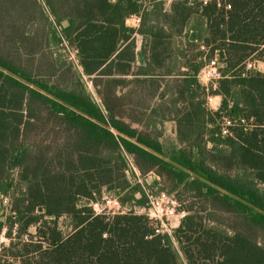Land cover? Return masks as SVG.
I'll return each mask as SVG.
<instances>
[{"label":"trees","instance_id":"trees-1","mask_svg":"<svg viewBox=\"0 0 264 264\" xmlns=\"http://www.w3.org/2000/svg\"><path fill=\"white\" fill-rule=\"evenodd\" d=\"M164 1L0 0V195L10 200L0 235L16 229L19 244L2 251L17 247L21 264H181L169 236L156 235L144 215L130 209L106 221L77 205L104 193L146 205L142 186L127 181L128 159L143 179L159 178L152 186L166 179L178 196L217 202L244 224L248 235L200 226L198 212L184 207L173 235L186 264H264V241L251 235L264 237V75L246 69L264 62V0H174L169 11ZM133 15L137 30L125 24ZM62 42L76 46L101 106L82 88L40 80L15 57ZM215 57L212 91L198 75ZM145 88L175 97L164 115L172 113L180 148L168 158L152 105L129 121L115 107ZM210 94L221 98L218 112L206 107ZM222 114L236 121L225 138L208 126ZM60 217L72 227L66 237Z\"/></svg>","mask_w":264,"mask_h":264},{"label":"rangeland","instance_id":"rangeland-1","mask_svg":"<svg viewBox=\"0 0 264 264\" xmlns=\"http://www.w3.org/2000/svg\"><path fill=\"white\" fill-rule=\"evenodd\" d=\"M41 1V0H40ZM151 0H143V6L144 8L147 7ZM174 0H165L163 2V8L167 11H169L171 4ZM183 1V0H178ZM194 0H187V2H192ZM198 1H209V0H198ZM189 6L191 8H195L194 4H190ZM142 9V8H141ZM50 21L52 22L55 30L60 33L61 28L60 26L56 25L54 23V20L50 18ZM130 25H133V22L129 23ZM66 23H63L61 26H65ZM138 40V43L142 41V38L140 36H137L136 38ZM184 44L185 41L183 42ZM177 48V44L174 45V49ZM17 62L20 64V67L24 68L25 70H29L32 72V74L36 77H38L40 80L47 82L50 85H53L55 87H58L60 89H66V90H75L82 88L83 91H85L94 102H96L98 105L101 106L100 99L98 98L94 86L92 85V82L89 78H87L82 71V68L80 66V59L77 52V48L74 45H70L66 42H62L61 45H50L46 49L38 50L33 54H20V57H17ZM249 62H255L256 67L255 69H252L253 71L263 74L264 75V62L260 61H248L246 65ZM199 83L202 86H206L207 82L206 80L201 76L199 78ZM148 92L147 94L142 93V95H137L135 93H132L131 96H128L124 98L122 101L115 102V107L118 110L119 117L124 121H129L130 118L134 120L135 118H145L143 115H139L141 112H143V105L148 106L152 105L153 108L156 109V122H159L160 120L163 122H174L172 119V113H169L164 115L165 108H168V110L172 109V105L170 104V101H172L175 97L173 96L172 92L170 90L167 92L168 97L161 100L159 98L151 97L152 94V88H145ZM181 105V104H180ZM163 110V115L165 117L162 119L161 112ZM135 114H138L139 116H135ZM145 114L147 115L148 112L146 111ZM226 116L225 114H222ZM123 118H122V117ZM128 117V118H127ZM220 118L216 119V122L214 124L208 125L209 128L214 129L217 131L218 126L217 124L220 122ZM162 123L158 124V130L161 133L160 126ZM175 128L176 124L174 122ZM137 127V126H136ZM170 135L166 134V139ZM40 138H43L40 136ZM170 138V137H169ZM168 138L167 145L171 146L172 141ZM211 145L208 144V148H210ZM130 160V159H128ZM132 163V161H129ZM133 164V163H132ZM157 178V182H159V178L154 174L147 175L144 179L141 180V186L146 191L149 190L153 194H157L161 191L167 192L168 195H173L176 199V203H178L177 208V217L179 219V224L182 220V218L186 215L185 212H183V208L185 207H192L194 211H197L200 215V218L202 220V223L199 224L200 226L213 228L216 227L219 230H222L224 232H227L229 234H232V232H241L243 234H247V230L244 226V224L237 219L234 214L231 213L227 208L220 205L217 202L212 201H206L204 199H193L188 197L187 195L178 196L175 192L170 191V183L165 179V182H163L162 185H155L152 186L153 182H151V178L154 177ZM151 177V178H150ZM149 186V187H148ZM260 189L263 190V186L259 185ZM150 188V189H148ZM103 195H106L104 193ZM136 198H139V194L135 195ZM90 201H85L84 199H80V201L77 203L79 207L84 206V204L88 207ZM127 209H132L136 214L143 215V212L140 210L144 206H131L130 204H124L123 205ZM3 207H0V219L2 222L5 221V211H3ZM8 212V211H7ZM127 212V211H126ZM38 212H36L37 214ZM177 218H175L176 220ZM57 226L59 231L62 233L63 237H66L71 232V224L67 217H60L57 222ZM176 230V229H175ZM174 230V231H175ZM174 231L171 232L169 238L171 240L172 248L177 253L180 263L186 264V261L183 257V254L180 251V246L174 239ZM29 235L35 236L36 231L34 227L29 228L28 232ZM5 231L1 233L0 235V258L3 260L1 264H21L20 259H14L13 255L18 254L17 247H14L11 250H7L6 252L2 251L3 248H9L10 244H19L20 239L17 238L16 229H13L12 236L9 239L5 235ZM252 237L258 242L262 243L264 241L263 235L259 233H253L251 234ZM29 239L26 235L22 236L21 240ZM263 244V243H262Z\"/></svg>","mask_w":264,"mask_h":264},{"label":"built area","instance_id":"built-area-1","mask_svg":"<svg viewBox=\"0 0 264 264\" xmlns=\"http://www.w3.org/2000/svg\"><path fill=\"white\" fill-rule=\"evenodd\" d=\"M136 22L139 24V17H136ZM204 50L203 47H201ZM255 62H249L246 65L247 70L255 69ZM203 77L207 85L205 87L210 88L212 91H215L217 88V81L220 79L219 71V62L215 57L211 60L199 73L198 79ZM220 98L217 95H208L205 99V104L207 109L212 112H218L220 105H217L215 100ZM241 123L245 122L241 120ZM236 121L232 120L228 116L221 115L220 122L217 124L218 129L215 133L216 137L225 138L232 135V128L235 126ZM127 160L128 169L126 170V178L128 183L133 186L136 184L141 185V180L143 179L135 166ZM146 197L147 203L146 206L140 210L143 212V215L147 218L149 225L153 229L156 235H167L170 236L171 220L177 215V203L172 195H168L165 192H159L153 194L149 190L143 189ZM9 197L0 195V203L4 208L5 212L9 210ZM88 207L91 209L94 215L103 216L106 218V221L111 220L115 215L126 213L129 210L125 208L120 203L119 196L115 194H106L98 200L90 201ZM6 231V228H2V233Z\"/></svg>","mask_w":264,"mask_h":264},{"label":"crops","instance_id":"crops-1","mask_svg":"<svg viewBox=\"0 0 264 264\" xmlns=\"http://www.w3.org/2000/svg\"><path fill=\"white\" fill-rule=\"evenodd\" d=\"M135 16L138 17L137 15H133V16L129 17L128 19H126L125 24L129 28L137 30L138 29V23L136 22ZM130 22H133L134 24L130 25L129 24ZM136 38H137V36H136ZM141 43H142V41L140 43H138V40L136 39V51L137 52H139L141 49ZM262 64H264V63H262ZM215 102L217 105H220L221 104V98H217L215 100ZM160 129H161V135H160L158 140H159V143L162 147L163 154L168 158L170 156L175 155L180 148V145H179L177 138H176V128H175L174 122H162ZM167 133L170 135L169 136L170 138L169 137L168 138L172 141L171 146H168L166 144L168 141V138L166 139ZM155 179H157V178H155V176L152 177L151 182H153ZM145 180H146V178H145ZM127 210H130V209H127ZM175 218H177V219L175 220ZM178 226H179V219L176 215L171 220V228H172L171 232H173Z\"/></svg>","mask_w":264,"mask_h":264}]
</instances>
